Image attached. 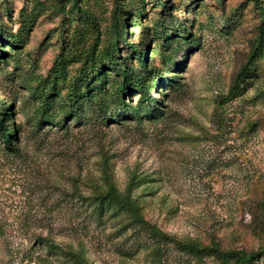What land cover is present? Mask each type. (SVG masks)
I'll return each mask as SVG.
<instances>
[{"label": "rangeland", "instance_id": "rangeland-1", "mask_svg": "<svg viewBox=\"0 0 264 264\" xmlns=\"http://www.w3.org/2000/svg\"><path fill=\"white\" fill-rule=\"evenodd\" d=\"M77 2L85 13L70 0H0V102L14 136L0 138V264H74L47 240L88 264H223L213 241L264 248V0ZM116 6L127 36L116 60L146 76L150 98L129 90L121 104L107 67L65 115L73 79L98 73ZM259 41L244 90L230 92ZM106 179L130 210L96 207Z\"/></svg>", "mask_w": 264, "mask_h": 264}, {"label": "trees", "instance_id": "trees-1", "mask_svg": "<svg viewBox=\"0 0 264 264\" xmlns=\"http://www.w3.org/2000/svg\"><path fill=\"white\" fill-rule=\"evenodd\" d=\"M71 6L77 10L78 13H85L86 10L82 9L80 5L78 4L77 0H70ZM261 8V14H262V22H264V7ZM113 17H114V23L112 26L113 31V38L112 41L100 51L98 56V61L96 63V70L98 73L96 75H93L91 78H88L86 74H80L78 77L73 79V81L69 85V96H68V102H69V109L65 111V115H68L71 111L74 110V107L77 102H79L84 96H88L91 94L92 88H90V85L100 80L101 72L104 71L107 67L111 70H113L116 75L120 76L118 84H117V95L120 99V103L124 104V95L129 90H139L143 91L145 98H150V94L148 92L149 87L146 86V76L140 75V73H137L131 66L124 63L118 62L116 59H118L117 54L121 50L120 41L124 40L127 41V36L125 35L123 31V25H122V15L119 12L118 7L116 6L113 10ZM165 26V23H162V27ZM182 28V29H181ZM177 33L182 34V36L187 35V30L184 27H181L179 25V28L176 29ZM186 38V36H185ZM18 40L16 38L10 39V45L16 46L18 44ZM259 45L254 49L247 60V62L241 66V68L237 71L234 81L231 85L230 92L237 94L238 92L244 90L245 85L244 82H246V78L249 75V69L250 64L253 58L260 54L259 50L262 45L261 41H259ZM137 45L131 44L129 45L130 49L132 50L133 54H136L137 58L139 59V62L146 67L148 66L147 62V53L136 47ZM5 53H8L5 52ZM50 95H46L43 103H42V112L47 110L50 102L49 98L51 95H55L56 91L51 87L49 90ZM4 108L3 103L0 102V138L1 140L7 145L11 146L12 144V138L13 133H9L8 129L5 127L4 124ZM107 189L105 192L100 191L95 196V204L98 209H103L104 207H112L115 211L118 210H130V204L129 201H126L124 197L121 196L119 190L116 188L115 184L109 180L106 179ZM136 219V218H135ZM176 243L181 246L182 248H195L197 250H200L198 247L199 245L196 242H182V241H176ZM46 244L50 246L51 248L58 249L61 253L66 255L68 258H70L74 264H88L84 255L80 251L73 250L71 248H66L61 245H57L54 242H50L47 240ZM212 251H214L217 256L222 259L223 264H254L257 260H259L261 257L264 256V248L257 249V250H243V249H228L224 250L222 249L219 244L216 241L212 242V245L210 247Z\"/></svg>", "mask_w": 264, "mask_h": 264}]
</instances>
